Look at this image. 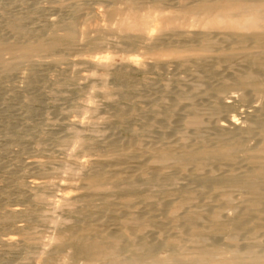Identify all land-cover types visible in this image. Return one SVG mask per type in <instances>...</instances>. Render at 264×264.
Returning a JSON list of instances; mask_svg holds the SVG:
<instances>
[{
    "label": "bare ground",
    "instance_id": "obj_1",
    "mask_svg": "<svg viewBox=\"0 0 264 264\" xmlns=\"http://www.w3.org/2000/svg\"><path fill=\"white\" fill-rule=\"evenodd\" d=\"M215 1L203 0L200 8L216 10L209 27L217 31L187 32L178 46L156 54L150 53L156 40L148 28L120 22L124 35L148 40L144 53L155 60L167 54L165 61L134 55L116 65L106 55L89 60L101 67V89L108 75L128 80L130 73L147 70L172 73L150 86L152 96H138L130 81L123 97L128 110L117 108L112 115L118 124L135 122L125 129L129 136L105 134L96 150L85 151L87 160H71L72 192L58 195L69 220H62L63 230L55 227L47 242L52 248L38 264H264V0ZM129 11L135 19L136 8ZM19 19L0 35V73L27 61L60 63L57 49L82 34L76 22L64 24L58 35L52 20L33 25ZM84 71L78 73L91 76ZM234 103L242 105L240 118L231 114ZM79 131L70 141H98ZM53 158L21 164L39 173ZM22 184L36 193L48 182ZM33 202L10 211L34 212ZM6 211H0V229ZM10 235L0 237V250L39 239Z\"/></svg>",
    "mask_w": 264,
    "mask_h": 264
},
{
    "label": "rangeland",
    "instance_id": "obj_2",
    "mask_svg": "<svg viewBox=\"0 0 264 264\" xmlns=\"http://www.w3.org/2000/svg\"><path fill=\"white\" fill-rule=\"evenodd\" d=\"M47 1L0 0V35L14 18L33 25L52 20L58 35H63L62 26L70 22H76L82 31L76 42L65 43L57 49L60 63L27 61L15 71L0 73V211L7 210L0 237L12 234L10 237L22 238L26 234L27 237L36 234L39 238L34 243L31 240L27 244L17 243L9 251L0 250V264H38V258L44 256L41 254L51 250L52 246L47 242L52 233L57 229L63 230L62 220H69L66 207L59 202L58 195L63 190L72 192L67 188L74 183L71 179L67 180V176L76 170L71 160H87L85 151L96 150L99 142L117 130L121 138L129 136V130L126 132L125 129L134 126L135 122L118 124L112 115L117 108L128 110L129 103L123 97L130 81L138 89V96H152L150 86L163 83L172 73L170 70L169 74L160 76L153 70H147L130 73L131 80L108 75L104 81L106 87L101 89V67L89 60L103 55L111 57L115 65L119 64L122 56L129 55L141 61L155 60L144 53L148 40L141 36L124 35L120 22L130 24L134 21L138 26L149 29L150 38L156 40L150 42L151 54H156L159 49L178 46L180 43L176 40L187 32H205L208 28L210 34L217 31L209 27L217 12L214 8L210 11L200 8L203 0H63L59 5L46 6ZM212 1V4L218 2ZM130 7L136 8L135 19L129 14ZM45 34L41 32V36ZM158 57L161 59L154 62L165 61L167 54ZM81 70H86L84 72L91 76L83 78L78 73ZM22 74L26 76L24 80L21 79ZM51 74L55 76L52 79L49 77ZM234 104L231 114L240 118L242 105ZM75 130L84 132L79 131L83 137L92 133L95 137H91L98 141L73 143L70 137ZM45 155L53 156L54 162L51 161L53 163L50 162L41 172L23 166L30 159L44 158ZM7 164L10 170H7ZM33 178L48 184L37 189L36 193H27L22 183ZM20 184L23 186L18 188ZM32 202L34 212L27 213L26 210L20 212L22 215L11 212L23 209ZM57 219L60 222L55 224ZM16 225L20 230L15 229Z\"/></svg>",
    "mask_w": 264,
    "mask_h": 264
}]
</instances>
